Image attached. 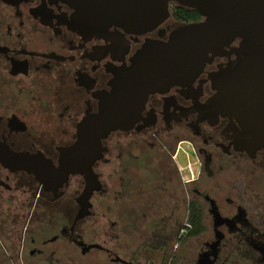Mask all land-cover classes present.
I'll use <instances>...</instances> for the list:
<instances>
[{"label": "flooded vegetation", "instance_id": "af4514ba", "mask_svg": "<svg viewBox=\"0 0 264 264\" xmlns=\"http://www.w3.org/2000/svg\"><path fill=\"white\" fill-rule=\"evenodd\" d=\"M74 17L57 0H0V264H264V150L208 106L234 54L150 95L87 179L65 164L79 126L175 27L98 36Z\"/></svg>", "mask_w": 264, "mask_h": 264}, {"label": "water", "instance_id": "95a60500", "mask_svg": "<svg viewBox=\"0 0 264 264\" xmlns=\"http://www.w3.org/2000/svg\"><path fill=\"white\" fill-rule=\"evenodd\" d=\"M57 1L74 9L78 28L98 36L108 35L111 28L134 36L150 33L169 20L170 5L201 17L175 27L165 41H146L130 65L114 73L98 113L81 123L77 142L67 153L65 164L72 173L89 179L101 140L129 129L150 95L189 86L207 65L230 54L235 59L214 74L216 94L208 106L238 123L241 147L264 150V0Z\"/></svg>", "mask_w": 264, "mask_h": 264}, {"label": "trees", "instance_id": "16d2710c", "mask_svg": "<svg viewBox=\"0 0 264 264\" xmlns=\"http://www.w3.org/2000/svg\"><path fill=\"white\" fill-rule=\"evenodd\" d=\"M172 17L182 24L197 22L201 19L200 15L195 11L186 10L177 6L172 8Z\"/></svg>", "mask_w": 264, "mask_h": 264}, {"label": "rangeland", "instance_id": "374dc122", "mask_svg": "<svg viewBox=\"0 0 264 264\" xmlns=\"http://www.w3.org/2000/svg\"><path fill=\"white\" fill-rule=\"evenodd\" d=\"M172 8L173 7H169V10H170V18L169 20H167V22L165 23V25H169V26H172V27H177L178 25L182 24L180 23V21H177L175 19V17H172Z\"/></svg>", "mask_w": 264, "mask_h": 264}]
</instances>
